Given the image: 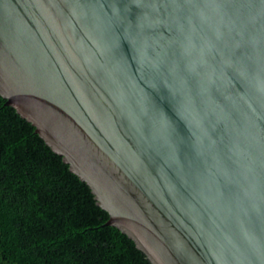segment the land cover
Masks as SVG:
<instances>
[{
	"label": "water",
	"instance_id": "1",
	"mask_svg": "<svg viewBox=\"0 0 264 264\" xmlns=\"http://www.w3.org/2000/svg\"><path fill=\"white\" fill-rule=\"evenodd\" d=\"M0 96L152 264H264V0H0Z\"/></svg>",
	"mask_w": 264,
	"mask_h": 264
},
{
	"label": "trees",
	"instance_id": "2",
	"mask_svg": "<svg viewBox=\"0 0 264 264\" xmlns=\"http://www.w3.org/2000/svg\"><path fill=\"white\" fill-rule=\"evenodd\" d=\"M0 96V264H152Z\"/></svg>",
	"mask_w": 264,
	"mask_h": 264
}]
</instances>
